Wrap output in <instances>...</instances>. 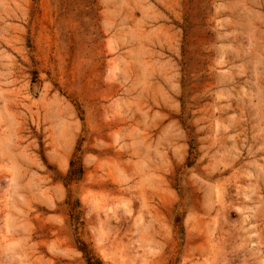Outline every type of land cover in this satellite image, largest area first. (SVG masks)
I'll list each match as a JSON object with an SVG mask.
<instances>
[{
  "label": "rangeland",
  "instance_id": "374dc122",
  "mask_svg": "<svg viewBox=\"0 0 264 264\" xmlns=\"http://www.w3.org/2000/svg\"><path fill=\"white\" fill-rule=\"evenodd\" d=\"M0 264H264V0H0Z\"/></svg>",
  "mask_w": 264,
  "mask_h": 264
}]
</instances>
